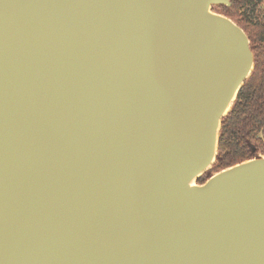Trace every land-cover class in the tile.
Here are the masks:
<instances>
[{"label":"water","instance_id":"95a60500","mask_svg":"<svg viewBox=\"0 0 264 264\" xmlns=\"http://www.w3.org/2000/svg\"><path fill=\"white\" fill-rule=\"evenodd\" d=\"M230 0H0V264H264V157L190 185L254 68Z\"/></svg>","mask_w":264,"mask_h":264},{"label":"trees","instance_id":"16d2710c","mask_svg":"<svg viewBox=\"0 0 264 264\" xmlns=\"http://www.w3.org/2000/svg\"><path fill=\"white\" fill-rule=\"evenodd\" d=\"M214 12L232 19L246 33L254 68L238 91L231 110L221 118L217 153L199 184L227 167L264 154V0H230Z\"/></svg>","mask_w":264,"mask_h":264},{"label":"rangeland","instance_id":"374dc122","mask_svg":"<svg viewBox=\"0 0 264 264\" xmlns=\"http://www.w3.org/2000/svg\"><path fill=\"white\" fill-rule=\"evenodd\" d=\"M214 8H215V7L212 6L210 9H211L212 11H214ZM259 155H260L261 157H264V154L259 153ZM196 184H199V183L197 182V178H195V179L192 181V185H196Z\"/></svg>","mask_w":264,"mask_h":264},{"label":"bare ground","instance_id":"6f19581e","mask_svg":"<svg viewBox=\"0 0 264 264\" xmlns=\"http://www.w3.org/2000/svg\"><path fill=\"white\" fill-rule=\"evenodd\" d=\"M190 185H192V182L190 183Z\"/></svg>","mask_w":264,"mask_h":264}]
</instances>
